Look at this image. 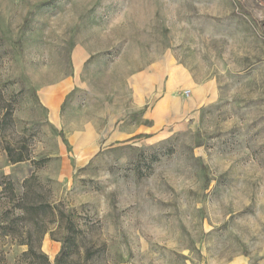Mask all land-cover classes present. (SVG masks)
Instances as JSON below:
<instances>
[{
	"label": "rangeland",
	"instance_id": "obj_1",
	"mask_svg": "<svg viewBox=\"0 0 264 264\" xmlns=\"http://www.w3.org/2000/svg\"><path fill=\"white\" fill-rule=\"evenodd\" d=\"M62 242L264 264V0H0V264Z\"/></svg>",
	"mask_w": 264,
	"mask_h": 264
},
{
	"label": "trees",
	"instance_id": "obj_2",
	"mask_svg": "<svg viewBox=\"0 0 264 264\" xmlns=\"http://www.w3.org/2000/svg\"><path fill=\"white\" fill-rule=\"evenodd\" d=\"M11 118H12L11 111L6 109V111H4V113H3V122L4 121H11ZM143 136H145V135L140 134V135L134 136L133 138H138V137H143ZM5 150L7 153L8 160L11 163L20 162V161H23L24 159L27 158L26 155H24L23 153H17L14 155L13 150L9 146H6ZM71 222L72 221L69 220V223H67V226H66V228L69 230L71 228L70 227V225L72 224ZM29 250H27V251H29ZM86 252L88 253V252H90V250L88 249ZM26 254H28V253H26ZM44 256L46 257V255H44ZM70 259H71L70 247H68V244L66 242H62L59 251L57 252V254L55 255V257L53 259L52 264H70L71 263ZM47 263L51 264L48 260H47Z\"/></svg>",
	"mask_w": 264,
	"mask_h": 264
},
{
	"label": "crops",
	"instance_id": "obj_3",
	"mask_svg": "<svg viewBox=\"0 0 264 264\" xmlns=\"http://www.w3.org/2000/svg\"><path fill=\"white\" fill-rule=\"evenodd\" d=\"M176 70H178V69H176V67H174L173 68V71H176ZM185 82H187V81H185ZM177 83H179V82H177V81H175V80H172V79H169L168 81H167V83H166V85L170 88V89H173V88H176V84ZM168 104L169 105V103H173V104H175V99H173V100H171V99H167L166 97H164L163 99H162V101L161 102H159V104L160 105H163V104ZM168 108V107H167ZM169 109V108H168Z\"/></svg>",
	"mask_w": 264,
	"mask_h": 264
}]
</instances>
